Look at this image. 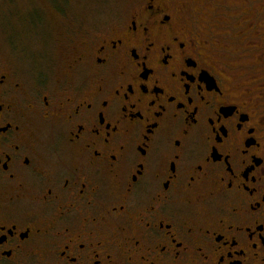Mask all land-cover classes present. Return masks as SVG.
<instances>
[{
    "label": "flooded vegetation",
    "instance_id": "obj_1",
    "mask_svg": "<svg viewBox=\"0 0 264 264\" xmlns=\"http://www.w3.org/2000/svg\"><path fill=\"white\" fill-rule=\"evenodd\" d=\"M85 32L0 54V264H264V0Z\"/></svg>",
    "mask_w": 264,
    "mask_h": 264
},
{
    "label": "rangeland",
    "instance_id": "obj_2",
    "mask_svg": "<svg viewBox=\"0 0 264 264\" xmlns=\"http://www.w3.org/2000/svg\"><path fill=\"white\" fill-rule=\"evenodd\" d=\"M132 1L0 0V54L11 61L20 58L21 70L34 72L32 64L47 56L48 68L61 71L64 36L81 29L85 38V31L125 12ZM52 4L65 6V11L55 12Z\"/></svg>",
    "mask_w": 264,
    "mask_h": 264
}]
</instances>
